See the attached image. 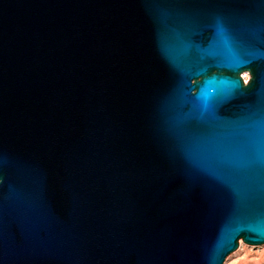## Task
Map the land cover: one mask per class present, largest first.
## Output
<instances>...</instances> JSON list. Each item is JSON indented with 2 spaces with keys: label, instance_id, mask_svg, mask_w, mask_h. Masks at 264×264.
<instances>
[{
  "label": "water",
  "instance_id": "95a60500",
  "mask_svg": "<svg viewBox=\"0 0 264 264\" xmlns=\"http://www.w3.org/2000/svg\"><path fill=\"white\" fill-rule=\"evenodd\" d=\"M205 98L258 111L246 162L204 143L234 134ZM240 240L264 244V0H0V264H224Z\"/></svg>",
  "mask_w": 264,
  "mask_h": 264
},
{
  "label": "snow or ice",
  "instance_id": "6c2138e0",
  "mask_svg": "<svg viewBox=\"0 0 264 264\" xmlns=\"http://www.w3.org/2000/svg\"><path fill=\"white\" fill-rule=\"evenodd\" d=\"M215 37L217 41L223 46L224 49L227 50L229 55L232 57L233 65L239 69L243 64L247 63L240 59V54L237 48V42L234 37H232L228 30L220 23L216 25ZM239 81L233 82V84H238ZM230 94V89L222 90L221 98ZM204 111L207 113L209 120L212 122H216V126L222 128L223 126H227L233 135L224 140L221 137V132L213 133L209 138H207L206 142H222L224 144L221 161L223 163H234L240 160L246 162L248 153H249V145L246 138L242 135V132L245 127L248 125L258 122L257 113L258 111L251 112L246 116L240 117L236 120L229 121L227 124H219L221 117L216 114L215 107L213 104H210L205 98L204 101ZM250 242H252L250 240Z\"/></svg>",
  "mask_w": 264,
  "mask_h": 264
},
{
  "label": "rangeland",
  "instance_id": "374dc122",
  "mask_svg": "<svg viewBox=\"0 0 264 264\" xmlns=\"http://www.w3.org/2000/svg\"><path fill=\"white\" fill-rule=\"evenodd\" d=\"M244 74L246 73L242 74L243 79ZM244 81L245 83L248 82ZM224 264H264V244L255 246L246 244L240 240L239 248L227 257Z\"/></svg>",
  "mask_w": 264,
  "mask_h": 264
},
{
  "label": "bare ground",
  "instance_id": "6f19581e",
  "mask_svg": "<svg viewBox=\"0 0 264 264\" xmlns=\"http://www.w3.org/2000/svg\"><path fill=\"white\" fill-rule=\"evenodd\" d=\"M249 77H250V75L248 73L244 74V80L248 81Z\"/></svg>",
  "mask_w": 264,
  "mask_h": 264
}]
</instances>
